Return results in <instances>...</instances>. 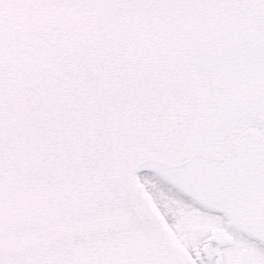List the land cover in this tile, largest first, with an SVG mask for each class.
Masks as SVG:
<instances>
[{"label": "snow or ice", "instance_id": "6c2138e0", "mask_svg": "<svg viewBox=\"0 0 264 264\" xmlns=\"http://www.w3.org/2000/svg\"><path fill=\"white\" fill-rule=\"evenodd\" d=\"M0 264H264V0H0Z\"/></svg>", "mask_w": 264, "mask_h": 264}]
</instances>
